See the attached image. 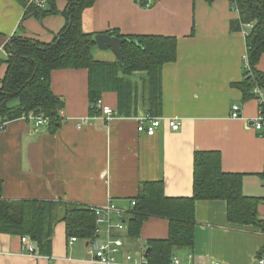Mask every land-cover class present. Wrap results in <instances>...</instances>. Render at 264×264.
Wrapping results in <instances>:
<instances>
[{
    "label": "crops",
    "instance_id": "0c3cea01",
    "mask_svg": "<svg viewBox=\"0 0 264 264\" xmlns=\"http://www.w3.org/2000/svg\"><path fill=\"white\" fill-rule=\"evenodd\" d=\"M31 0H0V59L9 58L6 44L13 35L51 43L67 25L66 0H58V13L38 19L25 16ZM239 12L229 0H96L82 13L86 32L116 29L121 34H156L178 38L177 60L162 68V109L158 117H176L178 130L163 123L149 136L137 131L139 108L132 116L117 113L118 95L105 92L102 102L111 106L110 120L90 114L88 70L61 68L52 73V89L64 100V121L56 131L25 118L11 120L0 132L2 198L52 200L100 208L111 202L128 217L131 200L144 181L163 180L170 197L192 196L194 158L197 151H218L222 169L243 175L245 195L260 199L258 216L264 220V125L257 129L256 99L243 100L232 84L242 81L247 66L248 29L232 28ZM94 56L116 61L112 50L96 46ZM264 71V53L258 63ZM7 63L0 65L1 80ZM143 74H136L140 81ZM15 100L14 103H17ZM241 105L243 118H232V104ZM101 111V107H98ZM89 118L81 128L80 120ZM247 120H249L247 122ZM225 200L196 202L195 241L192 249H176L180 264H255L264 248L263 229L238 225L227 217ZM122 214V215H123ZM120 216L113 213V221ZM169 221L150 217L139 239L126 232L118 264L127 253L139 255L151 239L168 235ZM109 236L107 222L99 225L95 239L72 242L66 224L54 228L50 255L31 256L23 249L21 235L0 233V264H103L93 260V241ZM192 254V257L189 255ZM174 255V256H175Z\"/></svg>",
    "mask_w": 264,
    "mask_h": 264
},
{
    "label": "trees",
    "instance_id": "16d2710c",
    "mask_svg": "<svg viewBox=\"0 0 264 264\" xmlns=\"http://www.w3.org/2000/svg\"><path fill=\"white\" fill-rule=\"evenodd\" d=\"M229 1L239 12V19L232 22L233 29H240L242 24H253L246 36L248 61L244 77L232 85L241 90L244 101L257 100L254 89L260 87L264 90V71L258 68L264 53V0ZM57 2L47 0L44 7L29 2L25 16L41 19L57 14ZM66 2L64 13L68 22L53 42L13 35L6 44L10 56L6 60L0 59V65L7 63L0 87V116L13 120L34 111L47 117L45 125L49 131H56L64 121L61 115L64 100L52 89V73L61 68L88 70L91 115L102 114L97 102L103 93L111 91L118 95V115H135L142 106L147 113L159 116L162 68L177 60L178 38L156 34L124 35L116 29L108 30L103 33L113 32L127 38L121 46L123 61L118 58L116 61L97 60L93 53L97 46L95 35L101 32H86L82 28V13L96 0ZM136 74L144 77L135 81ZM15 100L18 102L14 103ZM2 189L0 173V233L29 236L37 241L39 254L50 255L58 222L66 224L68 237L90 240L97 237L96 208L62 199H5L1 197ZM219 199L227 202V217L231 223L254 224L264 229V220L258 216L260 199L244 194L243 175L224 171L221 153L213 150L195 153L192 196L170 197L165 194L163 180L144 181L138 195L131 200L128 217H124V213L118 221L127 228L125 236L135 242L147 219L166 218L169 221L167 237L149 240L150 251L146 257L150 264H172L176 249H192L194 246L196 202ZM116 231L112 233L120 235Z\"/></svg>",
    "mask_w": 264,
    "mask_h": 264
},
{
    "label": "built area",
    "instance_id": "2783aa9c",
    "mask_svg": "<svg viewBox=\"0 0 264 264\" xmlns=\"http://www.w3.org/2000/svg\"><path fill=\"white\" fill-rule=\"evenodd\" d=\"M31 2H37L40 6L44 7L47 3V0H31ZM235 9L236 7L233 6ZM253 26L252 23L242 24L243 29H250ZM248 49V48H247ZM246 62L248 61V54L246 50L245 54ZM254 93L257 96V101L259 104L258 116L253 120V124H255L257 129H261L264 125V90L260 87H256L254 89ZM97 107H101L102 114L99 118L104 120H110L113 118L114 113L111 106L102 102V100H98ZM61 115L62 111H61ZM231 117L232 118H243L241 114V105L239 103L232 104L231 108ZM20 118H25L27 120H32L37 126L44 125L47 123V117L37 114L34 111L28 112V114H23ZM63 119L64 116H63ZM89 118H82L80 120L79 127L81 128L83 125L88 123ZM11 120L8 118H4L0 116V132L5 130L6 126ZM249 120H247L248 122ZM165 123L168 124L173 130H178L180 127V122L176 117H158L151 115L149 113H142L137 117V131L138 133H144L149 136H153L157 133L160 126ZM135 202L133 201L132 204ZM96 214L98 215V227L96 233L99 232V225L103 222H107V230L109 233V237L104 242L98 243L93 241V247L90 249V252L93 254V260L96 262H100L103 264H118L116 256L120 251L124 248L125 241L123 235H114L113 230H117L118 232H127V228L123 222L120 220L118 222H114L112 220V216L114 211L117 212L118 216H121L122 209L118 207L115 203L111 202L106 206L96 208ZM264 232V229H263ZM72 242L77 240V237L71 238ZM23 249L27 254L31 256H38L37 247L31 243L29 236L21 237ZM192 257V254L189 255ZM124 264H150L146 257L145 251H142L139 255H133L131 253H127L125 256ZM172 264H180V259L175 255L172 258ZM212 264H222L219 261H215ZM255 264H264V248L258 254Z\"/></svg>",
    "mask_w": 264,
    "mask_h": 264
},
{
    "label": "water",
    "instance_id": "95a60500",
    "mask_svg": "<svg viewBox=\"0 0 264 264\" xmlns=\"http://www.w3.org/2000/svg\"><path fill=\"white\" fill-rule=\"evenodd\" d=\"M149 1L150 0H140V4L146 6L148 5ZM95 40L98 48L101 50H112L120 62L123 61L121 46L127 40V38H121L113 32H101L95 35ZM149 251L150 247L146 249L145 254L148 255Z\"/></svg>",
    "mask_w": 264,
    "mask_h": 264
}]
</instances>
